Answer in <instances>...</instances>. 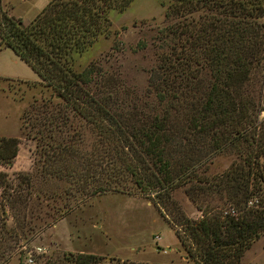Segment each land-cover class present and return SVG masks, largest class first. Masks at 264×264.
Listing matches in <instances>:
<instances>
[{"label":"trees","instance_id":"1","mask_svg":"<svg viewBox=\"0 0 264 264\" xmlns=\"http://www.w3.org/2000/svg\"><path fill=\"white\" fill-rule=\"evenodd\" d=\"M132 1L50 0L27 22L7 16L0 2V48L9 49L36 74L41 87L50 91V99H58L101 136L125 144L131 152L126 170L156 209H170L169 219H164L186 258L194 264H239L243 253L264 233V121L255 119L261 109L245 88L254 75L262 82L264 0H174L164 13L166 24L157 32L160 51L149 77L150 88L167 109L126 124L115 120L106 99L99 97L102 74L95 64L75 73L70 59L98 36L109 37V11L121 13ZM176 107L187 131L208 140L214 153L232 146L239 159L219 175L198 179L201 194H214L227 205L211 214L198 208V221L185 218L170 200V193L184 184L193 169L190 158L183 163L175 157L179 152L176 132L168 124L170 110ZM36 126L28 125V130ZM24 127L21 123L20 130ZM18 144L17 138L0 137V166H11ZM49 151L56 156L53 148ZM40 175L63 178L43 166ZM16 179L15 191L6 173L0 172V264L11 248L7 242L17 238L6 227L5 207L18 212L32 186L28 173H18ZM106 190L100 188L95 194ZM100 260L91 254L67 253L43 264H97Z\"/></svg>","mask_w":264,"mask_h":264},{"label":"rangeland","instance_id":"2","mask_svg":"<svg viewBox=\"0 0 264 264\" xmlns=\"http://www.w3.org/2000/svg\"><path fill=\"white\" fill-rule=\"evenodd\" d=\"M48 1L0 0L7 16L24 22ZM173 1L133 0L121 13L109 11V37L98 36L82 52L71 56L75 73L91 63L101 72L99 97L106 99L107 110L115 120L135 124L167 109L150 88L149 77L160 51L157 32L166 24L164 13ZM262 75L261 83L254 75L245 87L261 109L255 114L257 122L264 121V69ZM38 81L9 49L0 48V92L23 105L20 123L25 127L18 140L24 149L18 165L28 169L14 172L9 170L11 166H0V172L6 173L13 189L18 173H28L32 185L25 206L20 205L18 212L5 207L6 227L15 231L17 238L7 242L11 248L4 254L7 260L3 264H26L27 259L32 264L56 262L67 253L94 255L101 259L97 264H194L166 223L170 209L159 211L139 193L126 170L131 152L125 144L98 134L58 99H50V91L39 83L25 84ZM178 110H170L168 124L176 132L179 152L175 157L183 163L190 158L193 169L184 184L170 193V200L185 218L198 221V208L208 214L227 208L216 195L201 194L198 179L219 175L239 159L228 145L214 153L208 140L186 130ZM4 112L0 104V134L16 133L12 118ZM31 124L37 126L28 130ZM50 147L55 157L50 155ZM238 147L244 146L240 143ZM41 166L53 168L63 178L42 179ZM100 188L107 190L95 194ZM7 191L11 197L16 196ZM239 264H264V233L243 253Z\"/></svg>","mask_w":264,"mask_h":264},{"label":"crops","instance_id":"3","mask_svg":"<svg viewBox=\"0 0 264 264\" xmlns=\"http://www.w3.org/2000/svg\"><path fill=\"white\" fill-rule=\"evenodd\" d=\"M50 1V0H49ZM48 1V2H49ZM46 2L43 6H40V7H37V9L35 10V12H33V16L31 18H29L30 20L32 18H34V16L48 3ZM28 20H25V21H29ZM30 83H39L38 82H30ZM0 104L1 106L4 108L5 110V114L8 116V117H11L12 118V125L13 127L15 128L16 130V133H9V132H6V133H1L0 134V137H12V138H17L19 139L20 138V127H21V123H20V117H21V114L23 112V105L19 102H17V100H15L14 98H11L5 94H3L2 92H0ZM24 148L20 146H18V150H17V154L14 158V161L11 165V168L9 170H12L14 172H23V171H27V167H24V166H21V165H18V158H19V155L21 154L22 150ZM1 170V169H0Z\"/></svg>","mask_w":264,"mask_h":264},{"label":"built area","instance_id":"4","mask_svg":"<svg viewBox=\"0 0 264 264\" xmlns=\"http://www.w3.org/2000/svg\"><path fill=\"white\" fill-rule=\"evenodd\" d=\"M250 204V203H249ZM26 264H32V261L30 259L26 260Z\"/></svg>","mask_w":264,"mask_h":264}]
</instances>
